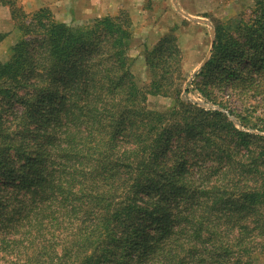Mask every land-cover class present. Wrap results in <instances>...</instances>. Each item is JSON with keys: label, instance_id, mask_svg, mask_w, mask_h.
Masks as SVG:
<instances>
[{"label": "trees", "instance_id": "16d2710c", "mask_svg": "<svg viewBox=\"0 0 264 264\" xmlns=\"http://www.w3.org/2000/svg\"><path fill=\"white\" fill-rule=\"evenodd\" d=\"M0 5L19 32L0 57V264L263 261L264 0L212 21L191 84L253 101L248 131L184 100L173 31L145 50L140 86L126 13L74 26Z\"/></svg>", "mask_w": 264, "mask_h": 264}, {"label": "rangeland", "instance_id": "374dc122", "mask_svg": "<svg viewBox=\"0 0 264 264\" xmlns=\"http://www.w3.org/2000/svg\"><path fill=\"white\" fill-rule=\"evenodd\" d=\"M25 13L40 8H48L58 22L74 26L83 25L95 18L115 16L126 13L133 23V39L130 56L133 58L132 73L140 86L149 82V74L144 61L145 50H151L167 33L174 32L182 55L184 78L183 93L186 102L200 108L225 113L234 124L248 131L238 120L246 116V109L254 107V102L236 94L234 90L223 89L220 92L212 88L216 104L204 99L191 86L199 67L204 63L210 51L214 35L212 21L228 20L241 12L250 14L255 0H17ZM95 7L96 9H90ZM1 35H6L0 44V57L6 55L9 48L19 39V32L10 18L7 7L1 6ZM5 19H8L5 20ZM171 100L157 98L159 109L170 107ZM244 102L246 103L244 105ZM218 104V105H217ZM219 104L222 106L220 107ZM244 105V106H243ZM246 107V108H245ZM249 107V108H248ZM257 115L264 114L259 106ZM231 113V114H230ZM238 118H235V116ZM255 132V131H251ZM260 264H264L260 261Z\"/></svg>", "mask_w": 264, "mask_h": 264}, {"label": "water", "instance_id": "95a60500", "mask_svg": "<svg viewBox=\"0 0 264 264\" xmlns=\"http://www.w3.org/2000/svg\"><path fill=\"white\" fill-rule=\"evenodd\" d=\"M213 40H214V35H213V38H212V42H213ZM208 54H209V53H208ZM206 59H208V55H207ZM206 61H207V60H205L204 63H205ZM204 63H202V65L199 67V69L204 65Z\"/></svg>", "mask_w": 264, "mask_h": 264}, {"label": "crops", "instance_id": "0c3cea01", "mask_svg": "<svg viewBox=\"0 0 264 264\" xmlns=\"http://www.w3.org/2000/svg\"><path fill=\"white\" fill-rule=\"evenodd\" d=\"M90 9H96L95 7H90ZM0 11H1V8H0ZM8 21V19H5ZM0 25H2V21H1V17H0ZM1 34V33H0Z\"/></svg>", "mask_w": 264, "mask_h": 264}]
</instances>
